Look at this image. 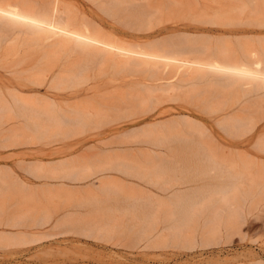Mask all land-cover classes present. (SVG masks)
<instances>
[{
	"label": "rangeland",
	"instance_id": "obj_1",
	"mask_svg": "<svg viewBox=\"0 0 264 264\" xmlns=\"http://www.w3.org/2000/svg\"><path fill=\"white\" fill-rule=\"evenodd\" d=\"M32 1L124 46L184 36L264 61L260 0ZM0 34V264H264V92L245 97L258 81L232 86L197 54L167 64Z\"/></svg>",
	"mask_w": 264,
	"mask_h": 264
},
{
	"label": "bare ground",
	"instance_id": "obj_2",
	"mask_svg": "<svg viewBox=\"0 0 264 264\" xmlns=\"http://www.w3.org/2000/svg\"><path fill=\"white\" fill-rule=\"evenodd\" d=\"M253 2V0H251ZM262 2V4H264V0H260ZM126 4V3H125ZM127 5V4H126ZM253 5V4H252ZM71 7V6H70ZM69 7V8H70ZM125 7V6H124ZM123 7V8H124ZM242 7H247V5H244ZM72 8V7H71ZM125 9V8H124ZM71 10H74L71 9ZM68 14H70L68 12V8H67V12ZM73 13V12H72ZM67 17V15H66ZM86 27V25H85ZM0 33L3 34L2 36V41L4 39V41H10V40H17L18 39V36L19 35H22V34H28V35H31L33 37V40L34 41H43L44 43L50 39H52L53 37H62V38H66V39H69V40H72L74 41L76 44H79V45H84V49H88L92 54L96 53V54H102V53H109V54H115V55H121V56H125L126 58H129V59H135V58H145V59H148V60H151L153 62H159V61H164L165 63L169 64V63H178V62H188V56L191 55V54H197L199 55V57H197V59H193V65H198V66H202V67H210L211 69H214L217 71H220L221 72V75L222 73L224 72L225 74H229L230 77H234V78H231L230 82L232 86L234 85H237L239 83V80L240 81H244V79H248V80H256L258 81V84L254 87V88H251L250 85V81L248 83H250V85H247V88L248 86L251 88L248 90L247 94L245 95L246 96H250V95H258L260 92H264V61L258 57H256V54H253V60L252 61H249L247 60V55L246 54H240V55H233V54H226L225 53V50L222 51L221 54H214V53H211V52H204V51H201L197 48V45L195 41L193 40H190V38H185L184 36L181 38H177V40H173V41H170L169 40H162V41H159V42H156L155 44H153L151 47L154 51L150 52V51H147L143 45L141 44H138L136 46H133V47H128V46H124V45H121V44H118L117 42H112V41H105L103 40L102 38L98 37V36H95L93 34H91L89 32V28L86 27L84 31H79L77 29H74L73 25L72 24H69L68 21L65 19L64 16H62V13H61V10L58 6H55L54 8H48L44 5H41L40 3L36 2V1H32V0H17L16 2L14 3H4V2H1L0 1ZM1 35V34H0ZM20 38V37H19ZM221 40V39H220ZM260 40V39H259ZM254 41V40H253ZM13 44L15 42H12ZM40 43V42H39ZM260 44V43H259ZM148 45V43H147ZM54 46V45H53ZM150 46V45H149ZM217 46V45H216ZM225 47V46H223ZM260 47V46H259ZM150 49V48H149ZM216 49V47H215ZM206 50V49H205ZM221 52V51H220ZM46 53V52H45ZM71 54V53H70ZM89 55V54H88ZM202 55H208V56H211V58H214V57H220L223 61V63L219 62L217 63L214 59L213 62H208V63H205V62H201L200 61V56ZM213 55V56H212ZM46 56V54H45ZM44 56V57H45ZM48 56V55H47ZM16 57V56H15ZM69 57V56H68ZM255 57V58H254ZM46 59V58H45ZM249 59V58H248ZM25 60V59H24ZM23 61V60H22ZM21 61V62H22ZM92 61V60H91ZM151 61H146V62H151ZM192 61V60H191ZM25 62V61H24ZM91 64V63H90ZM9 65V64H8ZM7 65V66H8ZM20 64H18L19 66ZM43 65V64H42ZM139 65V64H137ZM21 66V65H20ZM19 66V67H20ZM81 66V65H80ZM86 66V65H85ZM16 67V66H15ZM17 67V68H19ZM1 68V67H0ZM2 69V68H1ZM141 69V68H140ZM30 70V69H29ZM29 70L27 71V73L29 72ZM36 70L35 68L32 69V71ZM166 70H167V67H166ZM11 71V70H10ZM73 71V70H72ZM21 72V71H20ZM19 72V73H20ZM18 74V72H16ZM15 73V74H16ZM24 73V71H23ZM25 72V74H27ZM121 73V72H120ZM179 73V72H178ZM16 74V75H17ZM21 76H22V73H20ZM50 74V73H49ZM73 74V72H72ZM14 75V74H12ZM71 74H69L70 76ZM74 75V74H73ZM72 75V76H73ZM20 76V75H19ZM34 76V75H33ZM43 76V74L41 75ZM40 76V77H41ZM202 76V75H201ZM64 77V76H63ZM71 77V76H70ZM68 77V80L69 78ZM25 78V77H24ZM55 78V77H54ZM71 78H75V77H71ZM81 78V77H80ZM201 78V77H200ZM19 79V78H18ZM38 79V78H37ZM60 79H64V78H61ZM23 80V79H22ZM26 81V79H24ZM56 80V79H55ZM67 79H65V82H66ZM77 80V79H76ZM76 80H74V82L76 83ZM185 80V79H184ZM182 80V81H184ZM229 80V79H228ZM54 81V80H53ZM73 81V79H72ZM56 82L55 81V85H56ZM69 83H71V79L70 81H68ZM67 82V84H68ZM73 82V84H74ZM80 82V81H78ZM87 82V80H86ZM186 82V81H185ZM35 83V82H34ZM219 83V82H218ZM221 83V82H220ZM223 83V82H222ZM227 83V81H226ZM243 83V82H242ZM32 84V82H31ZM52 84V83H51ZM60 84V83H59ZM64 84V82H63ZM253 84V83H252ZM35 85V84H34ZM38 85H41L40 82ZM36 85V86H38ZM54 85V87H55ZM228 85V84H227ZM52 86V85H51ZM59 87H62L61 85H58ZM57 86V87H58ZM65 86V85H64ZM75 86V85H74ZM78 86L80 87V85L78 84ZM224 86V84H223ZM231 86V88H232ZM243 86V84H242ZM244 87V86H243ZM77 88V87H76ZM173 88V87H172ZM183 88V87H182ZM57 89V88H56ZM227 89V87H226ZM7 90V89H6ZM12 90V89H11ZM10 90V91H11ZM58 90V89H57ZM60 90V88H59ZM175 90V89H174ZM243 90V89H242ZM15 91V90H14ZM150 91V90H149ZM153 91V90H152ZM8 92V91H7ZM169 92V90H168ZM13 93V92H12ZM163 93H165L163 91ZM167 93V92H166ZM151 94V93H150ZM10 95V94H9ZM11 96V95H10ZM13 97V96H11ZM10 97V98H11ZM16 98V96H15ZM261 99V98H260ZM21 100V99H20ZM3 101V100H1ZM23 101V100H22ZM42 102H44L43 100H41ZM48 101V99H47ZM176 101V100H175ZM251 101V100H250ZM14 102L18 103L19 100H14ZM36 102H39L38 100ZM34 103L37 105V103ZM42 102H39L42 104ZM46 102V101H45ZM52 102V101H51ZM61 102V101H59ZM249 102V100L247 101ZM2 103V102H1ZM20 103V102H19ZM19 103L17 105H19ZM28 103V102H27ZM25 103V104H27ZM32 103V101H31ZM38 103V104H39ZM49 103V102H47ZM6 103H4L5 105ZM9 104V103H8ZM21 104V103H20ZM23 104V103H22ZM21 104V106H22ZM46 104V103H45ZM54 104V103H53ZM53 104H52V107H53ZM63 104V103H62ZM3 105V106H4ZM40 105V104H39ZM44 105V104H43ZM1 106V105H0ZM16 106V104L14 105ZM27 105H24L23 106V112L26 111L25 108H26ZM50 106V104H49ZM55 106V104H54ZM61 106V105H59ZM8 107V106H7ZM9 107H12L9 105ZM30 107V106H29ZM38 107V106H37ZM40 107L42 108V106L40 105ZM46 107V105H45ZM51 107V108H52ZM56 107V106H55ZM54 107V108H55ZM36 108V107H35ZM39 109V107L36 109L37 111L38 110H41L43 111V113L39 114L42 116V114L44 115L45 111L43 108L42 109ZM47 108V107H46ZM53 108V109H54ZM58 108V107H57ZM3 109V108H1ZM8 109V108H7ZM7 109L6 112H7ZM10 109V108H9ZM61 108H59L60 110ZM245 109V107H244ZM14 110V109H13ZM11 109V111H13ZM28 110V109H27ZM74 110V109H73ZM10 111V112H11ZM29 111V110H28ZM28 111L26 112V114L28 113ZM47 111V110H46ZM64 111V109H63ZM3 112V111H2ZM60 112V111H59ZM61 112H62V109H61ZM65 112V111H64ZM77 112V110L75 111ZM1 113V112H0ZM5 113V112H4ZM21 113V111H20ZM63 113V112H62ZM60 113V114H62ZM78 113H83L84 115L82 116L83 118L86 117L87 119L91 120V118L94 117L93 113L91 111H88V112H83L82 110ZM78 113H76L78 115ZM248 113V112H246ZM2 114V113H1ZM8 114V113H7ZM10 114V113H9ZM16 114V113H15ZM22 114V113H21ZM25 114V113H24ZM26 114L24 115L25 118H26ZM49 114V113H48ZM55 114V112H54ZM57 114V113H56ZM75 114V115H76ZM6 115V114H5ZM38 113H37V116H39ZM47 115V113H46ZM51 115V113H50ZM64 115V114H63ZM4 116V115H2ZM22 116V115H21ZM31 116V114H30ZM53 116V115H51ZM65 116V115H64ZM63 116V117H64ZM46 117V116H45ZM61 117V116H60ZM68 117V116H67ZM82 117H79V118H73L72 119V122L73 123H81L83 122V118ZM97 117V116H95ZM18 118V117H17ZM32 118V116H31ZM31 118H28L29 120ZM40 118V117H39ZM39 118H37L39 121H41ZM42 118V117H41ZM48 119H50L49 117H47ZM57 118V117H56ZM62 118V117H61ZM69 118V117H68ZM22 119V118H21ZM27 119V120H28ZM36 119V120H37ZM60 119V118H59ZM230 119V118H229ZM228 119V120H229ZM233 119V118H232ZM33 119H31L32 121ZM37 120L36 123H38L39 121ZM56 120V119H55ZM63 120V118H62ZM61 120V121H62ZM93 120V119H92ZM185 120V119H184ZM54 120H51V121H48L49 124L51 125H54V123H51L53 122ZM33 122V121H32ZM31 122V123H32ZM45 122V124L47 123L46 121H44L43 119V123ZM60 122V121H59ZM59 122H57L56 124H58ZM234 122H236L234 120ZM28 123V122H27ZM34 123V122H33ZM42 123V124H43ZM92 123V122H91ZM186 123V122H185ZM221 123V122H220ZM40 124V122H39ZM38 124V125H39ZM42 124L41 126H38V127H42ZM48 124V125H49ZM231 124V123H230ZM34 125V124H32ZM62 125V124H61ZM60 125V126H61ZM79 125V124H78ZM92 125V124H91ZM177 125V124H176ZM179 125V124H178ZM185 125V124H184ZM29 126V125H28ZM58 126V125H57ZM83 126V125H81ZM195 126V125H194ZM238 126V124H237ZM242 126V125H241ZM45 127V126H44ZM50 127H54V126H50ZM73 127V126H72ZM175 127V126H174ZM193 127V125H192ZM226 127V126H225ZM36 128V127H35ZM46 128V127H45ZM85 128V127H84ZM177 128V127H176ZM175 128V129H176ZM201 128V127H200ZM221 128V127H220ZM39 129V128H38ZM48 129V128H47ZM52 129V128H51ZM55 129V128H54ZM82 129V128H81ZM167 129V128H166ZM174 129V130H175ZM223 130L226 131L225 128H222ZM234 129V128H233ZM242 129V127H241ZM46 130V129H45ZM168 130V129H167ZM191 130V129H190ZM244 130V129H243ZM224 131V132H225ZM228 131V130H227ZM229 132V131H228ZM227 132V133H228ZM76 133V132H75ZM151 133V132H150ZM245 133V132H244ZM141 134V133H139ZM230 135V132L228 133ZM57 135V134H56ZM150 135V134H149ZM231 135H232V132H231ZM238 135V134H237ZM66 136V135H65ZM139 136V135H137ZM135 136V137H137ZM152 136V135H151ZM157 136V135H156ZM131 137V136H130ZM148 137V136H147ZM235 137H238V136H235ZM142 138V137H141ZM150 138V137H149ZM158 138V137H157ZM230 138V137H229ZM262 138V137H261ZM136 139V138H135ZM148 139V138H147ZM129 140V139H128ZM182 141V140H181ZM186 141V140H185ZM262 140H260L261 142ZM145 142V141H144ZM164 142V141H162ZM148 143V142H147ZM188 143V142H187ZM192 143H195V142H192ZM259 143V142H258ZM153 144V143H152ZM154 145V144H153ZM152 145V146H153ZM169 145V144H168ZM257 146V145H256ZM154 147V146H153ZM198 147V146H197ZM158 148V147H157ZM161 148V147H160ZM260 149V148H259ZM262 152V151H261ZM202 156V155H201ZM197 157V156H196ZM209 158V157H208ZM164 167V166H163ZM226 191H227V188H226ZM230 219V218H229ZM42 222V221H41ZM43 224V223H42ZM40 225V223H39ZM41 226V225H40ZM44 226V225H43ZM42 226V227H43ZM4 233V232H3ZM2 233V235H3Z\"/></svg>",
	"mask_w": 264,
	"mask_h": 264
}]
</instances>
